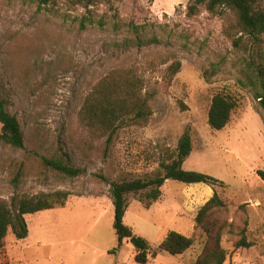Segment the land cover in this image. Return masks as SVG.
Here are the masks:
<instances>
[{"label":"rangeland","instance_id":"rangeland-1","mask_svg":"<svg viewBox=\"0 0 264 264\" xmlns=\"http://www.w3.org/2000/svg\"><path fill=\"white\" fill-rule=\"evenodd\" d=\"M189 2L95 0L86 7L56 0L53 10L39 11L32 0H0V97L25 134L22 149L0 142V197L17 210L24 194L71 192L65 207L25 215L28 236L17 239L10 231L0 264H141L129 239L111 252L118 246L111 184L155 177L186 131L193 150L183 167L224 184L169 179L149 207L146 190L126 194L124 222L154 248L171 230L195 237L185 253L161 251L147 264H197L207 237L196 217L215 192L230 223L222 237L224 264H264V112L238 82L252 72L248 64L263 68L264 34L237 47L234 12L202 9L190 17ZM84 17L91 18L85 27ZM133 25L140 27L142 43ZM176 61L181 67L172 75ZM119 68L142 78L153 114L147 122L129 116L111 141L97 139L86 129L82 109L96 84ZM217 93L237 100L222 130L208 121ZM44 156L82 172L69 177L46 166ZM245 228L252 245L238 247Z\"/></svg>","mask_w":264,"mask_h":264},{"label":"trees","instance_id":"trees-1","mask_svg":"<svg viewBox=\"0 0 264 264\" xmlns=\"http://www.w3.org/2000/svg\"><path fill=\"white\" fill-rule=\"evenodd\" d=\"M39 11L43 9L53 10L56 0H32ZM86 7L95 0H76ZM115 2L121 0H113ZM227 8L235 13L236 33L233 42L237 47L246 48L249 43H257L264 34V0H190L187 15L192 17L199 14L202 9L210 13L218 14L220 10ZM91 18L81 19L82 26ZM99 23L104 25V21ZM134 26L135 32L140 27ZM132 26V27H133ZM242 33V34H241ZM241 34L240 36H238ZM138 42L142 43V36L137 34ZM246 37V40H245ZM252 69L249 74L238 79L239 84L250 90L264 112V65L263 68L248 64ZM181 67V62L176 61L169 69L175 75ZM144 81L132 69L119 68L111 71L103 77L87 96L82 109V121L90 134L97 138L107 137L111 141L118 130L122 120L132 116L139 122H147L153 114L149 99L143 94ZM237 108V100L233 95L217 93L212 98L208 121L215 130L225 128ZM0 122L2 131L0 142L12 148L22 149L25 146V134L18 117L8 109V102L0 97ZM193 150L192 136L186 131L181 137L176 153L170 156V162L162 161L160 170L153 178L137 179L133 181L112 182L111 197L115 206L114 228L118 237V246L111 252L116 253L121 249L124 240L129 239L137 249L136 260L141 264H147L150 258H156L158 253L165 251L171 255H180L193 247L195 237L187 236L179 231L171 230L163 241L154 248L150 242L134 233L132 227L124 222V216L128 208L126 194L146 190L148 198L147 207L158 200L162 195V187L169 179L186 184L204 183L207 185L224 184L215 176L183 167L185 160ZM45 165L59 171L69 177L78 176L82 170L70 165L63 159L56 157H43ZM264 178V171H259ZM71 195L69 191L39 192L34 195L24 194L18 201V208H13V203L0 197V249L5 245L6 237L12 231L17 239H24L29 234V228L25 219L26 214H32L43 210L65 207ZM226 203L217 192L200 209L196 223L206 234V244L197 264H224L228 251L223 246L222 237L224 230L230 225L225 214ZM246 228L243 237L237 242L238 247H250Z\"/></svg>","mask_w":264,"mask_h":264}]
</instances>
